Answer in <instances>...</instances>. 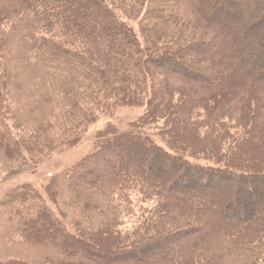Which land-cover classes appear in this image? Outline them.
Masks as SVG:
<instances>
[{"label": "trees", "instance_id": "1", "mask_svg": "<svg viewBox=\"0 0 264 264\" xmlns=\"http://www.w3.org/2000/svg\"><path fill=\"white\" fill-rule=\"evenodd\" d=\"M121 108L54 208L12 189L11 242L51 251L0 264H264V0H0L1 173Z\"/></svg>", "mask_w": 264, "mask_h": 264}, {"label": "rangeland", "instance_id": "2", "mask_svg": "<svg viewBox=\"0 0 264 264\" xmlns=\"http://www.w3.org/2000/svg\"><path fill=\"white\" fill-rule=\"evenodd\" d=\"M126 20V19H125ZM136 33H138V21L126 20ZM144 114V108H121L110 116H101L97 122L91 125L80 143L71 148L53 153L36 167L27 172L7 175L0 172V261L8 257L24 256L29 261H38L50 255V247L32 248L19 246L11 242L10 232L6 223L8 208L4 206L6 199L10 196L12 189L18 185H30L38 191L51 208H54L50 197L46 195L45 189L51 179L61 174L67 168L74 165L80 159L89 154L94 147V136L98 131L104 130L108 125H114L121 131H126L129 125L139 119ZM162 144L161 141H158ZM205 164L202 161H196ZM28 257H27V256Z\"/></svg>", "mask_w": 264, "mask_h": 264}]
</instances>
